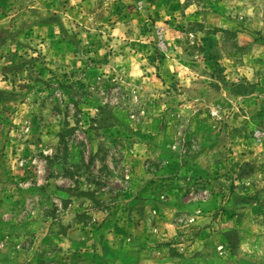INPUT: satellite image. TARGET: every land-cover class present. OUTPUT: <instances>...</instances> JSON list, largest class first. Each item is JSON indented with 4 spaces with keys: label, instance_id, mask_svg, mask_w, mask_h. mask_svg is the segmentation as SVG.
Masks as SVG:
<instances>
[{
    "label": "rangeland",
    "instance_id": "374dc122",
    "mask_svg": "<svg viewBox=\"0 0 264 264\" xmlns=\"http://www.w3.org/2000/svg\"><path fill=\"white\" fill-rule=\"evenodd\" d=\"M121 216L264 264V0H0V264H111Z\"/></svg>",
    "mask_w": 264,
    "mask_h": 264
},
{
    "label": "crops",
    "instance_id": "0c3cea01",
    "mask_svg": "<svg viewBox=\"0 0 264 264\" xmlns=\"http://www.w3.org/2000/svg\"><path fill=\"white\" fill-rule=\"evenodd\" d=\"M118 220V221H117ZM112 221L115 224V234L114 238L115 241L112 242V247L114 248V251L119 254V257L114 258V262L111 264H185V256L186 253L184 252V255H181L178 257H170V255L166 254L164 252L163 258H157L154 252L156 253H161L160 251H154L153 248L150 247L153 242V237L148 234V228L150 229V226L148 223L146 225L141 224V225H134L130 220L125 218L124 216L119 217L118 219L115 217H112ZM168 225V224H167ZM120 226L121 228L129 230V233H127V243L122 244L120 240L121 239V234H117L116 228ZM192 230H195L193 228ZM179 233V231H178ZM179 235V234H178ZM117 236V237H116ZM123 236L124 233H123ZM148 236L152 237L148 239ZM108 237H113V236H108ZM156 237V236H155ZM180 237V236H178ZM179 239V238H178ZM198 239V238H197ZM180 241V240H179ZM181 240V242L178 243L180 245V249L184 251L187 247V251H196V249H200V242H194V241H184ZM110 242V241H109ZM196 243V245H194ZM155 245V244H154ZM174 245V244H172ZM185 245V247H184ZM187 245V246H186ZM139 248V249H138ZM141 248V249H140ZM144 248V249H142ZM165 251V250H164ZM128 254V256L125 258V256ZM161 261V262H160Z\"/></svg>",
    "mask_w": 264,
    "mask_h": 264
}]
</instances>
